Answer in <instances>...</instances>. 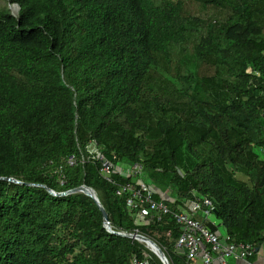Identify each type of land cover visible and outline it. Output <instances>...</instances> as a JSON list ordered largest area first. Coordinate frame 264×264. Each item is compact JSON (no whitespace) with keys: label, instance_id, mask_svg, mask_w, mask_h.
Returning a JSON list of instances; mask_svg holds the SVG:
<instances>
[{"label":"trees","instance_id":"16d2710c","mask_svg":"<svg viewBox=\"0 0 264 264\" xmlns=\"http://www.w3.org/2000/svg\"><path fill=\"white\" fill-rule=\"evenodd\" d=\"M187 52L197 69L182 68ZM92 139L115 165L142 163L171 209L209 198L232 241L264 242V0L0 4V264H133L144 253L163 264L110 232L93 197L47 189L83 184L115 231L195 264L171 215L136 225L128 194L97 177L98 161L82 162Z\"/></svg>","mask_w":264,"mask_h":264},{"label":"built area","instance_id":"2783aa9c","mask_svg":"<svg viewBox=\"0 0 264 264\" xmlns=\"http://www.w3.org/2000/svg\"><path fill=\"white\" fill-rule=\"evenodd\" d=\"M86 149L87 153L82 154V162L98 161L100 168L97 177L117 185L118 195L128 194L127 209L132 213L136 225H150L160 221L164 215L172 216L182 230L176 246L186 251L188 260L200 259V264H212L217 260L220 264H227L229 258L244 259L254 254L255 245L252 243L232 241L229 235L209 229L194 216L200 211L213 213L214 206L209 198L188 200L183 209L175 211L164 199L155 198L158 189L145 177L142 163L136 162L128 167L115 165L105 156L95 139L90 140ZM116 157L113 156L114 159ZM68 161L74 164V156L69 157ZM115 171L129 180L116 183L113 179ZM144 255V258L133 255L132 263L155 264L150 261L152 257L149 253Z\"/></svg>","mask_w":264,"mask_h":264},{"label":"water","instance_id":"95a60500","mask_svg":"<svg viewBox=\"0 0 264 264\" xmlns=\"http://www.w3.org/2000/svg\"><path fill=\"white\" fill-rule=\"evenodd\" d=\"M10 5H13V4H10ZM14 6H17V9L19 11L20 5L15 3ZM12 14H14V13L12 12ZM14 15H16V14H14ZM3 178L8 179V180H12V181H15V182H21V181L15 179V178H9V177H3ZM47 189L51 193H53L55 195H68V194H72V193H76V192H83V193L93 197L95 199V201L97 202L98 206L100 207V210L103 213L104 225L110 232H115L117 234H121V235H124V236H127V237H131L133 239H137L140 242H142V240H145V241L149 242L153 246L154 249L153 248H149L148 246L147 247L159 257L161 262L163 264H170L169 259L166 256V254H165L164 250L162 249V247L156 241H154L152 238H150V237H148V236H146L144 234L138 233V232L125 233V232H117V231H115L113 229L112 225H111V222H110V219H109V214L107 213L105 207L101 203V201H100V199H99V197L97 195V192L95 191L94 188L83 184L81 186L69 189L67 191L59 192V193L55 192L54 190L50 189L49 187H47ZM215 213H217V212L215 211Z\"/></svg>","mask_w":264,"mask_h":264},{"label":"crops","instance_id":"0c3cea01","mask_svg":"<svg viewBox=\"0 0 264 264\" xmlns=\"http://www.w3.org/2000/svg\"><path fill=\"white\" fill-rule=\"evenodd\" d=\"M157 188V187H156ZM160 193V191L158 190V194ZM161 199L164 200H171L173 201L167 194L166 191L161 192ZM183 209V208H181ZM194 216L197 219L202 220L204 223L207 222H211L214 223L215 225H218L219 229L218 231L221 234H224L225 231L221 225V222L216 219V217L214 216V214H205L204 212L200 211L198 213H194ZM200 259H196V263L195 264H200ZM212 264H220L217 260H215ZM227 264H264V242H262L261 244H258L257 246H255V252L252 256L248 257V258H244V259H237V258H229L228 259V263Z\"/></svg>","mask_w":264,"mask_h":264},{"label":"rangeland","instance_id":"374dc122","mask_svg":"<svg viewBox=\"0 0 264 264\" xmlns=\"http://www.w3.org/2000/svg\"><path fill=\"white\" fill-rule=\"evenodd\" d=\"M0 4L5 5L6 0H0ZM8 6L10 7L11 12H13L14 14L18 13L17 6H14V4L8 5ZM186 9L188 12H191V14H199V10H198L197 5H189ZM180 64H182L183 69H192L195 67L197 69L199 67L200 62L196 61V58L194 57V55L192 53L187 52V53L180 55ZM154 186H155V184H154ZM156 187H157V189H161V187L159 185H157ZM168 195L170 196V193ZM179 250H183V249H179Z\"/></svg>","mask_w":264,"mask_h":264},{"label":"bare ground","instance_id":"6f19581e","mask_svg":"<svg viewBox=\"0 0 264 264\" xmlns=\"http://www.w3.org/2000/svg\"><path fill=\"white\" fill-rule=\"evenodd\" d=\"M142 242L145 243L149 248H153V246H152L149 242H147V241H145V240H142ZM153 249H154V248H153Z\"/></svg>","mask_w":264,"mask_h":264}]
</instances>
